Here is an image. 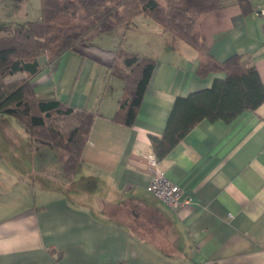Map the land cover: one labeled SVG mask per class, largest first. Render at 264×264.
<instances>
[{"label": "crops", "instance_id": "1", "mask_svg": "<svg viewBox=\"0 0 264 264\" xmlns=\"http://www.w3.org/2000/svg\"><path fill=\"white\" fill-rule=\"evenodd\" d=\"M28 1L0 0V36L41 19L40 1L35 8ZM250 1V15L233 4L204 16L199 29L217 60L243 54L264 83V0ZM127 35L132 41L125 46ZM121 47L156 61L132 128L113 121L124 83L109 68ZM197 57L187 43L138 17L129 28L76 47L32 80L40 98L94 112L95 122L70 182L60 173L51 182V166L62 170L54 148L31 146L18 123V158L0 154V264H264V103L230 123L200 122L158 161L191 204L172 209L146 189L155 155L150 136L163 135L178 97L223 77L200 79ZM18 74L15 80L25 76ZM52 250L62 253L60 262Z\"/></svg>", "mask_w": 264, "mask_h": 264}, {"label": "trees", "instance_id": "2", "mask_svg": "<svg viewBox=\"0 0 264 264\" xmlns=\"http://www.w3.org/2000/svg\"><path fill=\"white\" fill-rule=\"evenodd\" d=\"M238 4L245 16L253 13L250 0H40L41 19L15 27L0 36V114L12 116L27 128L29 143L41 141L54 148L67 182L72 181L95 122V113L60 99H42L32 80L45 67L76 47L92 42L119 26L131 27L145 17L191 46L198 53L197 76L216 77L212 86L178 97L161 137L150 136L158 161L202 121L230 123L245 111L256 112L264 103V83L243 54L217 60L202 38L200 22L207 14ZM46 63L41 64V59ZM156 61L120 48L110 74L124 90L113 121L132 128L152 79ZM24 73L22 79L6 81ZM58 262L62 253L52 250Z\"/></svg>", "mask_w": 264, "mask_h": 264}, {"label": "built area", "instance_id": "3", "mask_svg": "<svg viewBox=\"0 0 264 264\" xmlns=\"http://www.w3.org/2000/svg\"><path fill=\"white\" fill-rule=\"evenodd\" d=\"M146 189L172 209H181L191 204V199L185 196L183 189L159 169L158 160L152 155L147 164ZM126 264V263H115Z\"/></svg>", "mask_w": 264, "mask_h": 264}, {"label": "rangeland", "instance_id": "4", "mask_svg": "<svg viewBox=\"0 0 264 264\" xmlns=\"http://www.w3.org/2000/svg\"><path fill=\"white\" fill-rule=\"evenodd\" d=\"M40 1V0H39ZM26 5H28V8H30V7H32V6H34V8H35V2H34V0H32L31 2L30 1H28L27 3H26ZM23 11L25 12V9L23 8ZM32 15V14H31ZM25 21H28V20H26V19H18V22H19V24L21 23V22H25ZM25 25V24H24ZM140 31L141 32H143V31H145L144 29H140ZM2 35H4V34H2ZM8 35V34H7ZM120 38H122V37H120ZM131 38H132V36L131 35H127L126 36V38H125V41H124V39L122 38V41H123V43H124V45L126 46V45H128L129 44V42L130 41H132L131 40ZM108 38H105L104 40H102L101 42H98V45H99V43H101V45H103L104 44V42H106V41H108L107 40ZM110 40V39H109ZM111 40H113V39H111ZM110 40V41H111ZM137 39L135 38V40L134 41H136ZM109 42V41H108ZM107 42V43H108ZM115 42V41H114ZM106 44V43H105ZM104 44V45H105ZM103 45V46H104ZM108 45V44H107ZM17 75H19V74H17ZM15 78L16 77H14V76H12V77H8V79L6 80V81H15ZM0 117H4L3 119L4 120H2L1 122H2V125L4 124V125H9V130L10 131H12L13 133H10L9 134V136H7L4 132H3V130H4V128L6 127V126H1L0 125V154H3L4 155V157H9L11 160L12 159H15V157L16 158H18L17 157V155H16V153L14 152V148H16L15 147V144H16V141H15V139H14V137L13 136H15L16 134L15 133H17V134H19L18 133V131H17V129H18V123H20V125L22 126V127H24V129H25V131H27V128L24 126V124H22V122H20V120H18V119H16V118H14V117H12V116H9V115H2V114H0ZM10 119H12V120H10ZM11 124V126H10V124ZM15 134V135H14ZM15 143V144H14ZM45 143V142H44ZM47 145H51V144H48V143H46ZM17 145V148L19 147V144L17 143L16 144ZM16 148V149H17ZM2 152V153H1ZM47 154V156L49 155L48 153H46ZM55 155H56V153H55ZM57 156V155H56ZM55 156V157H56ZM58 158V157H57ZM6 159V158H5ZM47 161H50V159L49 158H47ZM59 161V160H58ZM51 174H52V178H51V182H53V181H55V180H57V178H58V175L56 176V174H61L62 176H63V172H62V170L59 168V166H51ZM39 181H41V182H45V181H43L42 179H39Z\"/></svg>", "mask_w": 264, "mask_h": 264}]
</instances>
